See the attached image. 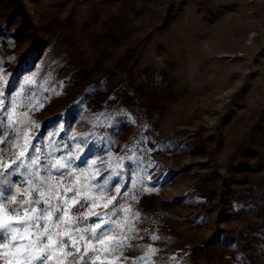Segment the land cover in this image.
Returning <instances> with one entry per match:
<instances>
[{
    "label": "rangeland",
    "instance_id": "374dc122",
    "mask_svg": "<svg viewBox=\"0 0 264 264\" xmlns=\"http://www.w3.org/2000/svg\"><path fill=\"white\" fill-rule=\"evenodd\" d=\"M0 69L6 94L44 105L29 113L42 164L76 153L77 171L111 175L109 197L129 192L115 203L139 235L108 261L264 264V0H0Z\"/></svg>",
    "mask_w": 264,
    "mask_h": 264
},
{
    "label": "snow or ice",
    "instance_id": "6c2138e0",
    "mask_svg": "<svg viewBox=\"0 0 264 264\" xmlns=\"http://www.w3.org/2000/svg\"><path fill=\"white\" fill-rule=\"evenodd\" d=\"M7 83V74L0 69V85ZM34 83L32 77L24 80V85ZM23 92L22 87L10 97L0 87V116L3 117L0 144L8 143L19 150L9 161L0 162V176H11L23 169L20 174L27 177L23 181L26 186H16L14 193L10 186L9 195L0 191V261L2 264H97V261L105 264L109 255L117 251L123 255V249L131 247L128 241L139 235L136 222L140 218V213L134 212L131 206L115 203L119 197L129 195L125 185L117 181L119 186L112 185L114 194L109 197L111 175L102 176L97 160L77 171L69 162L79 158L76 153H70L67 159L52 157L42 164L43 153L39 145L33 143L35 134L32 132L39 125L29 122V113L39 110L37 105L40 108L44 105L34 96L21 100ZM20 108L26 111L21 114ZM77 150H80L79 145ZM3 154L4 150L0 149V156ZM48 156L51 157V153ZM122 159L109 155L107 161L99 164L119 176L116 170L122 169L119 162ZM42 171L47 175H42ZM53 172L58 173L59 178ZM144 179L137 173L131 180L132 188ZM66 180L69 182L65 183ZM132 199L136 196L132 195ZM110 205L114 206L109 210ZM98 207L105 211H96ZM120 212L122 217L117 215ZM114 216L117 218L113 219ZM91 218H95L93 223L79 226ZM151 239L155 241L158 237L152 235ZM155 251L152 247L147 249V253Z\"/></svg>",
    "mask_w": 264,
    "mask_h": 264
}]
</instances>
